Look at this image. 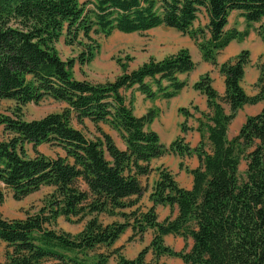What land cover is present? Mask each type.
Returning <instances> with one entry per match:
<instances>
[{"label": "trees", "instance_id": "1", "mask_svg": "<svg viewBox=\"0 0 264 264\" xmlns=\"http://www.w3.org/2000/svg\"><path fill=\"white\" fill-rule=\"evenodd\" d=\"M232 12L243 19V30L227 28ZM200 15L206 22L195 26ZM254 25L264 42V0H0V100L14 102L12 116L0 115V185L17 201L41 187L51 189L23 219L0 216L5 247L0 264H108L112 257L116 264H165L159 262L162 256L184 264H264V106L227 138L238 110L264 102V59L257 64L253 96L241 87L248 50L221 64L216 61L231 42H243ZM158 27L189 37L202 61L223 78L222 96L209 73L191 86L205 97L207 112L192 104L178 109L196 122L200 141L193 148L180 137L168 147L161 144L148 128L156 112L148 109L136 117L132 97L123 94L135 89L147 100L174 98L187 86L177 76L195 68L188 49L161 60L150 58L132 71L119 64L120 74L111 82L91 84L72 75L75 63L87 65L99 52L97 38ZM61 36L65 45L79 50L67 61L55 48ZM45 99L64 108L37 120L23 118L25 105ZM73 120L91 122L99 136L87 138ZM99 124L116 132L125 149H118ZM189 129L183 123L180 132ZM45 144L60 148L63 156L51 159L39 153ZM165 154L196 157L198 167L186 170L191 188L179 187L168 171L157 169L148 194L151 206L142 211L137 206L144 192L140 178L153 171V159ZM241 159L246 168L240 178ZM3 199L0 190V204ZM157 206L177 213L158 222ZM103 216L115 220L105 222ZM59 218L83 227L72 235L57 228ZM128 228V241L152 230L149 245L133 259L112 248ZM166 235L182 238L183 249L166 246ZM188 238L192 245L186 251Z\"/></svg>", "mask_w": 264, "mask_h": 264}, {"label": "rangeland", "instance_id": "2", "mask_svg": "<svg viewBox=\"0 0 264 264\" xmlns=\"http://www.w3.org/2000/svg\"><path fill=\"white\" fill-rule=\"evenodd\" d=\"M205 22L206 20L204 16L200 15L198 21L195 22V26H203ZM256 27L257 25H254L250 31L252 33L254 32L255 39H246L241 44L235 41L232 43L235 48L239 50L246 47L245 49L250 53L249 63L245 67V76L241 81L243 88L249 93L256 91L254 85L257 80L256 78H258L257 64L264 59V42H262L256 35L254 30ZM227 28H234L238 31L244 29L243 19L239 17L237 12H232L229 15ZM64 38V36H61L58 39L55 48L60 58L63 61H67L77 56L79 50L76 47L65 45ZM96 40L99 44V52L95 55L93 60L84 66L75 63L72 68V75L76 80L87 81L91 84L111 82L120 74L119 64H125L126 69L132 71L150 58L161 60L176 53L181 48H188L195 64L194 70H196L197 75H194L196 77L195 80L191 79L193 76L192 74H195L194 71L182 74L179 77L180 80L186 82L187 90L192 89L191 86L198 77L204 73H209L212 79L213 88L219 96L223 95V79L217 68L209 64L207 66L203 65L204 61L202 62L199 58L197 47H195L191 39L172 29L158 27L142 33L130 34L113 32L108 37L101 36ZM216 61L219 64L220 60H217L216 58ZM183 93L184 92L179 93L172 100L161 98L147 100L135 89L123 91L126 98H129L130 96L132 97L133 113L136 116L143 115L148 109H153L156 112V117L148 128L158 135L161 144L168 147L175 138L180 137L183 138L185 145L193 148L200 141L199 134L194 130L196 122L193 117L185 119L180 113H178V109L181 107L189 108L190 104H192L197 106L200 111L207 112L206 101L205 97L199 92L195 91L193 95H184L182 98ZM248 106L250 107H248L246 111L243 107L237 111L235 118L227 128L228 139H231L237 134L240 126L244 123L247 117L253 114H258L261 111L264 102ZM222 107L224 111L228 113L227 105L222 104ZM13 108V101L0 100V115L12 116ZM63 108L64 104L55 102L51 99H45L38 104L28 103L22 108V114L25 120L31 121L40 119L50 113H58ZM190 112L192 113L191 110ZM183 123H185L186 128H190L185 133L180 132V127ZM72 124L89 139L99 136L96 127L87 120L84 121L83 125L77 124L74 120L72 121ZM98 128L108 134L115 145L121 143L116 132L111 130L107 125L99 124ZM3 137L2 126H0V140L3 139ZM26 149L28 154L32 156L33 152L30 146H27ZM37 150L39 153L51 159L57 156H63L61 149L53 145H41ZM150 167L153 171L149 176L146 178H140V183L144 188V192L139 199L140 205L138 206L142 211L145 202L148 200V194L157 178V169L168 171L173 176L177 185L186 189L185 187L190 186L192 182V177L186 172V170L196 169L198 167V161L194 155L178 157L173 154H165L160 158L153 159L150 162ZM245 168L246 161L241 159L238 166V175L240 178L243 177ZM0 190L4 195L3 202L0 204V216L5 219H23L26 215L34 213L40 206L41 200L51 191L48 187H41L38 191H35L22 200L17 201L12 198L11 193L7 189H4L2 185H0ZM171 215L172 214H169L167 217ZM82 227L83 223H69L62 218H59L57 221L58 229L72 235L78 233ZM171 243L174 245L175 241L173 240ZM4 249V244L0 242V262L3 261Z\"/></svg>", "mask_w": 264, "mask_h": 264}, {"label": "crops", "instance_id": "3", "mask_svg": "<svg viewBox=\"0 0 264 264\" xmlns=\"http://www.w3.org/2000/svg\"><path fill=\"white\" fill-rule=\"evenodd\" d=\"M256 37H254V32H250L249 35L247 36V40H253L255 39ZM244 39V40H246ZM233 42H231L224 50H222L218 56H217V60H220L219 61V64L229 60L232 57H234L236 54H238L241 50L235 48V46L232 44ZM241 44V43H240ZM196 47V46H195ZM246 47H243V49H245ZM188 49V48H186ZM189 51V50H188ZM198 51V50H197ZM190 53V51H189ZM199 53V51H198ZM234 55V56H233ZM199 58L201 59V56H200V53H199ZM198 58V59H199ZM202 61V59H201ZM203 62V61H202ZM203 65L207 66L208 63L206 62H203ZM210 65V64H209ZM195 74H192L193 76L191 77V79L195 80V76L194 75H197L196 74V70H193ZM191 73V72H190ZM182 74H179L177 77L179 79V77L181 76ZM244 76H245V72H244ZM199 78V77H198ZM244 78V77H243ZM223 79V78H222ZM257 79V78H256ZM180 80V79H179ZM182 81V80H181ZM197 81V80H196ZM195 81V82H196ZM241 87L243 88L242 84H241ZM243 90L245 91V89L243 88ZM187 91V92H186ZM182 98L184 97V95H193L195 93V91H193L192 89H189L187 90V88H183L179 93H182ZM223 92H224V85H223ZM178 93V94H179ZM187 93V94H186ZM245 93L248 95V96H253L254 94H256V91H253L251 93L245 91ZM177 94V95H178ZM176 95V96H177ZM175 96V97H176ZM174 97V98H175ZM172 98V99H174ZM181 98V99H182ZM172 99H169V100H172ZM206 101V100H205ZM250 107L248 105H245L243 106V109L246 111L247 108ZM182 108V107H181ZM145 114V113H144ZM135 115V114H134ZM255 115V114H253ZM251 115V116H253ZM136 116V115H135ZM142 115L140 116H136V117H141ZM116 147L120 150H124L125 149V146L123 144V142L121 141V143L119 145H116ZM149 176V175H148ZM147 176V177H148ZM146 178V177H144ZM192 184V182H191ZM191 187L188 186V187H185L186 189H189ZM140 205L139 202L137 203V206ZM151 206V203L147 200L144 204V208H143V211H145L147 208H149ZM127 211V210H126ZM129 211V210H128ZM155 213H156V216H157V221L158 222H161L163 221L165 218H167V216L170 214V209L168 207H163V206H157L155 208ZM177 213V210L176 208H173L172 209V218L176 215ZM105 222H110L112 220H115L114 218H107L105 216H103L102 218ZM117 220V219H116ZM132 234V231L130 228L126 229L125 232L119 237V239H117V241H115V243L113 244L112 248H117V249H120L119 250V253L124 256L126 259H133L137 256V254L139 253V251L141 249H143L144 247H147L148 244L150 243V240H151V237H152V230H148L146 231L141 238H135L133 239L132 241H128V238L131 236ZM175 241V244L172 245V241ZM163 241H164V244L168 247H170L173 251L175 252H179L183 249L184 245H185V242L183 241L182 238L176 236H172V235H166L163 237ZM186 244H187V248H186V251H188L192 245V240L190 238H188L186 240ZM146 259L147 260H151L152 259V255L150 252H148L147 256H146ZM159 262L160 263H165V264H184L182 262L181 259H178V258H173V257H167V256H162L159 258ZM108 264H116V260L114 257L110 258L109 261H108Z\"/></svg>", "mask_w": 264, "mask_h": 264}]
</instances>
